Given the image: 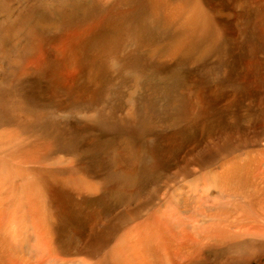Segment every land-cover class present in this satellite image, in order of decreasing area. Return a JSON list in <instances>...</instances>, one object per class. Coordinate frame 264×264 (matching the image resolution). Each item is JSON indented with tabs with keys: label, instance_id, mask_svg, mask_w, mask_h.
<instances>
[{
	"label": "bare ground",
	"instance_id": "6f19581e",
	"mask_svg": "<svg viewBox=\"0 0 264 264\" xmlns=\"http://www.w3.org/2000/svg\"><path fill=\"white\" fill-rule=\"evenodd\" d=\"M236 1H239V4H235ZM254 1L263 6L260 3L262 0ZM78 2L76 1L71 7L79 5ZM141 2L142 0H85L76 10L78 19L88 20L90 17L98 21L101 18L106 22L103 25L102 21L93 23L92 25L95 26L92 32L89 30L84 34L74 35L78 42H70L61 52V56L68 55L65 62L69 67H72L76 60L82 63L80 60L82 53L88 48L86 44L81 45L85 37H89L92 33L96 35L100 28H108L107 30L114 33L108 48L103 39L99 38L95 42L100 44L94 46L96 49L92 50L91 57L84 60V63L90 67L86 81L88 93L84 95V99L89 100V104H94L96 108L90 117L105 112L110 114L105 104H97L102 102L98 92L103 89L98 91L99 82L96 83V80L103 72L100 64H108L115 56L122 57L117 52H113L112 47L114 46L116 50L117 46L120 47L123 43V32L127 31L130 25L128 21L132 19V15L131 19H126L128 11L136 15L139 14L136 13L137 11L145 9L146 19L139 29L134 27L131 32L137 40L136 46L145 49L144 53L146 52L150 58L159 54L158 58L168 63L173 62L174 59L191 57L197 52L198 55H204L206 50L218 47L214 42L221 38V33L217 26L209 25V13L204 10L205 6L201 0H145L144 4ZM225 2L227 3V0ZM248 3L251 2L233 0L239 11H245ZM128 4L131 10H127ZM108 5L110 8L104 12ZM221 5L216 7L220 9ZM158 21L160 23H157ZM148 27H155L162 33L169 32L172 28L174 32L178 31V34L168 39L170 44L162 51L160 48L162 41L159 42L160 44H153L151 41L140 43L143 32ZM53 53H58L55 47ZM134 54L135 52H130L129 57H133ZM120 60L128 61L130 58ZM225 74L226 71H223L222 75ZM49 76L54 80L53 74ZM67 76H71L74 80L75 72L70 71ZM256 89L229 86L225 91L232 95L264 93V90ZM229 98L231 100L225 103L202 102L198 99L187 103L185 99L173 101L167 105V109L180 108L184 112L178 114L182 117L175 115L172 120L166 119V121L151 120V117L145 115L148 111L153 112L157 106L151 107L147 103L139 104L140 102L128 103L125 112L123 111V122L140 130L147 129L152 133L150 134L152 138L155 137L153 132L157 129L178 131L187 123L205 120L201 114L209 111L221 110L228 113L239 111L238 116L228 115L216 122L213 121V124L209 121L211 136L204 142L201 137L200 152L199 149L190 150L185 155L177 157L174 148L170 151H174L173 154L177 158L169 151V156L158 158L157 165H152L153 161L151 163L142 160L146 178L152 176V171L165 169L166 176L171 175L181 182H166L169 183L171 190L167 199L160 201V197L152 199L150 196L148 202L143 201V206L139 208L134 206L136 208L134 211L131 205H136L138 202L132 197H126L130 194L133 196L137 190L131 187V182H123L120 177L114 178L107 188L109 194H106L105 183L101 177L99 180L92 179V182H85V185L81 181L43 182V173L49 170L41 168L39 158L43 157L42 149L45 150L48 143L42 145L35 136L26 138L27 136L25 137L20 127L16 125L11 126L12 129H0V142L4 143L0 147V264H198L200 260L202 263L210 264H264V116L260 104H246L247 102L232 96ZM78 99L79 97L74 94L71 104H78L80 102ZM255 106L257 111L247 115L245 110L253 109L252 107ZM159 108L162 109L164 106L160 105ZM137 113L142 116H137ZM39 116L47 117V114L41 112ZM211 125L214 127L212 128ZM137 135H140V132ZM166 139L172 144L179 142V136L172 135ZM124 140L128 142L127 139ZM155 140L152 139L151 142L155 144ZM177 149L179 151V148ZM172 161H176L175 167L171 166ZM58 162V160L50 161L49 167ZM163 162L167 163L166 167L162 166ZM120 173L122 171L119 175ZM127 175L130 179L135 175V170ZM110 181L112 180L108 182ZM175 185L179 186L174 190ZM54 193L59 195L57 202H55L57 195ZM208 193L212 195L211 203L201 202L202 195ZM91 197L96 200L91 206L92 209L80 207L82 204L84 206L85 201L90 200ZM105 199L113 200L118 211L112 229L106 233V241L111 242L108 252H105V239L101 234L106 230L107 224L104 211ZM146 207L151 208L140 215ZM214 208H216L215 212L204 213ZM129 213L130 216L127 218ZM72 218H76L75 223L84 220L90 222L89 226L92 224L93 245L81 248L71 244ZM126 219L130 221V227L126 232L123 231L124 235L117 237L118 230L115 232L113 230ZM97 238H99L98 242ZM116 238H120L123 242L117 243L115 247ZM86 239L85 237L83 242ZM78 253H84L92 263L87 262V258L78 256L80 258L75 259L78 257L72 256ZM60 256L73 257L74 260H62ZM254 260L260 261L254 263Z\"/></svg>",
	"mask_w": 264,
	"mask_h": 264
},
{
	"label": "rangeland",
	"instance_id": "374dc122",
	"mask_svg": "<svg viewBox=\"0 0 264 264\" xmlns=\"http://www.w3.org/2000/svg\"><path fill=\"white\" fill-rule=\"evenodd\" d=\"M76 1L84 4L85 0L65 2L64 0H0V129H12L11 126L16 125L20 127L22 134L27 136L26 138L35 136L42 145L48 143L47 150L42 149L43 157L39 158L41 168L49 170L43 173V182L81 181L85 185V182L99 180L101 177L105 183L106 194H109L107 188L114 178L120 177L123 182H131V187L137 189L133 196L132 194L126 196L134 198L139 203V206L138 203L131 205L132 208L143 206V201L147 200L148 202L150 196L152 199L160 197V201H163L171 193L169 183L166 182H181L180 179L171 175L166 176L165 169L152 171V176L146 178L141 161L151 163L153 161L152 165H157L158 158L163 159L165 156H169L168 154L174 148L177 154L174 151L171 154L174 153L177 157L185 155L190 150L199 149L200 152L202 149L199 146L201 137L204 142L207 137L211 136L209 121L213 124V121L216 122L228 115L237 114L238 116L239 111L232 113L221 110L209 111L201 114L205 120L200 119L190 124L187 123L184 128L181 127L178 131L157 129L153 132L155 137L152 138L150 137L152 133L147 129L140 130L132 125L127 126L123 122L128 103L138 104L140 102L139 104L147 103L151 107L157 106L153 112L148 111L145 115L151 117V120L163 119L166 121V119L172 120L175 115L182 117L178 114L184 112L180 108L168 110L167 105L173 101L185 99L187 103L190 100L198 99L202 102L225 103L231 100L229 96H232V98L247 102L246 104H260L264 116V93L261 95L233 93L235 95H232L225 91V88L229 86L264 90V0L260 2L262 7L254 0H249L251 3L246 5L245 11H239L237 5L233 4V0H227V3L225 0H201L205 6L204 10L209 13V25L217 26L221 33V38L214 42L218 44V47L209 51L203 47L206 50L204 55H198L199 52H197L192 55H195L194 58L191 56L174 59L173 62L169 61L168 63L161 61L158 58L159 54L156 57H148L146 52L144 53L145 49L136 46L137 40L131 30L134 27L140 28L146 19L145 9H140L136 12L139 14L136 15L128 11L126 19H131V15L132 19L128 21L130 25L127 31L123 32V43L120 47L118 45L116 50H114V46L112 47L113 52H117L122 57L115 56L110 59L111 61L109 60L108 64H100V69L103 72L96 80V83L99 82L98 91L103 89L98 92L99 97H102V102L97 104H105L110 114L105 112L95 117H90L96 110L95 105L89 104L90 101L84 99V95L88 93L86 81L89 75L88 68H90L88 64L84 63V60L91 57L92 50L96 49L94 46L100 44L95 42L99 38L103 39L108 48L114 33L107 30L108 28H100L96 35L92 33L89 37H85L81 41V45L86 44L85 46L88 48L82 53L80 59L82 63L76 60L73 66L69 67V64L65 62L68 55L61 56V52L70 42H78L74 35L84 34L89 30L92 32V28L95 26L92 25L93 23L102 21L103 25L106 22L101 18L98 21L92 20L90 17L88 20L78 19L76 10L80 4L71 7L76 4ZM141 3L144 4L145 0H142ZM235 4H239V1H236ZM218 5H221L220 9L216 7ZM109 8L110 5L106 6L104 12ZM127 10H131L129 4ZM236 15H238L237 18H235ZM155 29L157 30L155 27H148L143 32L144 35H142L140 43L151 41L153 44H160L159 42L162 41L163 44L160 48L163 51L164 47L170 44L168 39L178 34V31L174 32L172 28L169 32L164 31L163 33L159 32V29L157 31ZM104 30L106 31L104 32ZM136 36L138 37V35ZM54 47L58 52L56 54L53 53ZM130 52H135L133 57H129ZM123 58H130V60L121 61L120 59ZM69 70L75 72L74 80L71 76H67ZM223 71H226L225 75H222ZM50 74H53L54 80L50 79ZM74 94L79 97L80 102L72 105ZM160 105L164 108L160 109ZM252 108L245 110L247 115L257 111L256 106ZM39 110L47 114V117H40ZM137 116L141 117L142 114L137 113ZM211 127L213 128L214 125ZM139 132L140 135H137ZM172 135L179 136V142L173 143L174 145L169 139H166ZM124 139H127L128 142ZM152 139H156L158 142L156 143L155 140V144H153ZM3 144L0 142V147ZM170 147L171 149H169ZM175 155L174 157L177 158ZM52 160L59 162L49 167ZM60 163L61 165H58ZM176 164V161L171 162L172 167H175ZM166 165L167 163L162 164L163 167ZM133 170H135V175L129 179L127 174ZM121 171L123 175L122 173L119 175ZM109 180L112 181L108 182ZM179 185L173 186V189H177ZM147 193L149 195H145ZM54 195H57L55 201L57 202L59 195L58 193H54ZM211 197V193L204 194L200 200L210 204ZM89 199L85 201L84 206L82 204L80 207L92 209L91 206L96 200L93 197ZM104 207L107 208L104 210L107 224L106 230L101 234L105 239V252H108L111 242L110 240L106 241V233L112 229L118 211L113 200L105 199ZM135 207L133 211L136 209ZM150 208L143 209L140 215L148 212ZM215 209L204 211V213H213ZM129 216L130 213L127 218ZM74 219L76 218L70 220V225H72L70 226L72 231L69 230L71 244L81 248L93 245L92 224L89 226L90 222L84 220L75 223ZM121 223L113 230L114 232L118 230L117 237L124 235V232L130 227L128 219ZM85 237L87 239L83 242ZM98 240L99 238H97V242ZM121 242L123 241L120 238H116L114 240L115 247L117 243ZM72 256L87 258L84 253ZM74 258L60 256L62 260H74ZM259 261L254 260V263ZM87 262L92 263L89 260ZM198 264L210 263H202L200 260Z\"/></svg>",
	"mask_w": 264,
	"mask_h": 264
}]
</instances>
